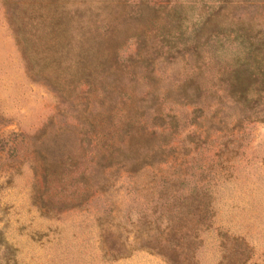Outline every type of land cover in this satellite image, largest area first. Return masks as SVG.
<instances>
[{"label": "rangeland", "instance_id": "374dc122", "mask_svg": "<svg viewBox=\"0 0 264 264\" xmlns=\"http://www.w3.org/2000/svg\"><path fill=\"white\" fill-rule=\"evenodd\" d=\"M10 1L33 63L28 69L0 0V264H264V123L248 125V138L238 142L244 154L216 181L207 230L195 226V214L173 223V234L160 233L164 222L155 227L161 194L179 192L167 183L175 167L188 172L184 190L197 179L213 183L219 159L212 151L127 171L125 148L112 157L105 150L126 147L120 128L128 120L154 128L148 115L158 102L146 94L160 101L195 71L190 57H158L144 80L142 67H123L134 51L132 34L148 30L154 47L178 19L188 23L199 3L214 0H150L157 8L168 4L155 26L124 21L131 0L127 7L125 0ZM201 71L204 82V63ZM213 89L224 96L217 83ZM161 108L176 115L183 133L191 129V105L166 100ZM138 148L134 157L146 150ZM98 149L105 154L100 166Z\"/></svg>", "mask_w": 264, "mask_h": 264}, {"label": "trees", "instance_id": "16d2710c", "mask_svg": "<svg viewBox=\"0 0 264 264\" xmlns=\"http://www.w3.org/2000/svg\"><path fill=\"white\" fill-rule=\"evenodd\" d=\"M4 1L9 10L10 26L20 45L22 57L30 69L33 60L28 52L29 37L22 35L21 24L16 18L14 11L17 3ZM131 1L127 5L129 9L124 14V21L140 20L146 26H155L156 19H159L158 10L168 7V4H160V8H157L150 0ZM164 1L169 3L170 0ZM175 13L178 18L181 17L178 8ZM179 21L178 19L171 30H167V35L160 36L158 45L154 47L149 46L154 35L148 30L134 32V51L127 56L129 64H124L123 67L130 65L134 70L136 65L142 67L146 71L142 78L148 81L152 78L150 74L154 71L156 58L174 61L190 57L195 71L162 92L160 101L157 93L146 94L152 103L158 102L148 115L150 127L154 128L147 131L146 125L128 120L120 128L127 141L126 147L120 143L105 146L109 157L118 151L125 154V148L131 160L127 171H135L143 165L166 164L169 159H178L179 155L183 159V156L190 154H207L212 151L211 157L217 156L219 159L216 162L219 166L218 173L212 176L213 183L208 181L199 185L201 180L197 179L192 188L186 190L181 186L186 185L184 175L188 172L183 166L179 169L175 167L176 177L169 178L167 183L177 187L179 192L174 190L176 193L168 192V195L165 191L161 194L165 195L164 208L156 218L155 227L159 231L160 223H165L160 233L166 228L172 233L173 223L175 226H182L186 214L197 215L195 226L205 225L200 230L211 228L215 216L216 181L221 180L225 174H231L233 168L230 167V162L244 154L241 148L243 146L238 142L248 138V125L264 123V0H214V4L201 2L193 20L186 24ZM114 55L116 59L119 58L117 51H114ZM202 63L209 73L204 82L200 81ZM215 83L222 87L224 96L213 89ZM166 100L192 106L188 121L191 129L183 133L176 115L161 108ZM145 108L149 109L151 105H145ZM139 145L146 150L140 157H134ZM104 157L105 154H100L98 149L97 165L100 166V160ZM209 167L216 168L211 163ZM138 219L140 220L139 217Z\"/></svg>", "mask_w": 264, "mask_h": 264}]
</instances>
